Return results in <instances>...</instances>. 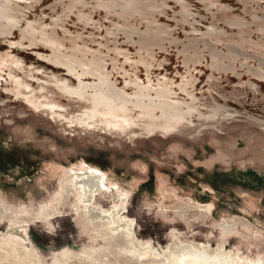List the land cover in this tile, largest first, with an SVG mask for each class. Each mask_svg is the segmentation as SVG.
Listing matches in <instances>:
<instances>
[{"label": "rangeland", "instance_id": "obj_1", "mask_svg": "<svg viewBox=\"0 0 264 264\" xmlns=\"http://www.w3.org/2000/svg\"><path fill=\"white\" fill-rule=\"evenodd\" d=\"M183 244L264 264V0H0V264Z\"/></svg>", "mask_w": 264, "mask_h": 264}, {"label": "bare ground", "instance_id": "obj_2", "mask_svg": "<svg viewBox=\"0 0 264 264\" xmlns=\"http://www.w3.org/2000/svg\"><path fill=\"white\" fill-rule=\"evenodd\" d=\"M78 174V173H77ZM75 174V175H77ZM78 179L75 182V186L73 189H70V194H75L76 191L80 192L83 196V202L87 205V219L89 222H104L108 220H113L117 215H119L118 211L115 210L112 213H106L102 209L98 207L92 206V196L94 194L101 193L103 190V183L100 175L93 172H87V174L77 175ZM110 222V221H109ZM110 224V223H109ZM124 223L119 225H115L114 231H118L122 229ZM10 236H15L18 239L26 240V236L23 232L17 229L10 230L6 232ZM177 255L182 261H185L190 264H231L227 261L226 258L223 257L221 252L213 254H208L206 251H201L193 248L189 244H183L177 251ZM229 260V259H228Z\"/></svg>", "mask_w": 264, "mask_h": 264}]
</instances>
